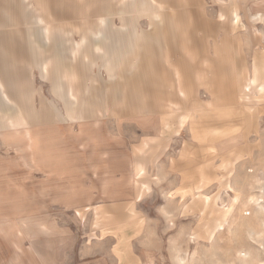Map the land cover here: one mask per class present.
Listing matches in <instances>:
<instances>
[{"label":"rangeland","instance_id":"obj_1","mask_svg":"<svg viewBox=\"0 0 264 264\" xmlns=\"http://www.w3.org/2000/svg\"><path fill=\"white\" fill-rule=\"evenodd\" d=\"M2 93L0 264H264V0H0Z\"/></svg>","mask_w":264,"mask_h":264},{"label":"crops","instance_id":"obj_2","mask_svg":"<svg viewBox=\"0 0 264 264\" xmlns=\"http://www.w3.org/2000/svg\"><path fill=\"white\" fill-rule=\"evenodd\" d=\"M123 42H124V40H123ZM125 49V48H124ZM115 59V58H114ZM113 59V60H114ZM108 62H110L109 64L110 65H113V61L112 60H108L107 61V63ZM67 62L65 61V60H62V61H60V64H66ZM143 65V67L146 65H144V64H142ZM153 67H155L154 65H151V66H148V65H146L145 67H144V69H145V72H144V77L142 78V77H140V79L141 80H144V81H147V73H146V71L147 72H149L148 73V76L152 73V72H160L159 70H158V68H153ZM141 69H142V67H141ZM112 71H113V69H109L108 68V72H107V74L109 75V76H111L112 75ZM142 71V70H141ZM141 74V73H140ZM112 78H113V76H112ZM146 84H144L143 86H145ZM108 86H109V84H108ZM146 90V89H145ZM1 96H2V98L0 99V112H4V111H8V112H14V111H17V109L16 108H13V104H12V102L10 101V100H8V99H10L9 98V96L7 95V93H6V96H7V98H5L6 96L5 95H3V93L1 94ZM3 106H5V107H10V108H2Z\"/></svg>","mask_w":264,"mask_h":264}]
</instances>
